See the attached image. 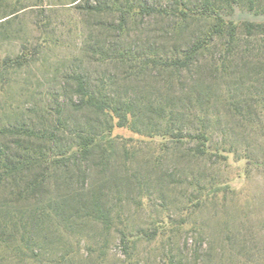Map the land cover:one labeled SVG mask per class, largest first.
<instances>
[{
    "label": "trees",
    "instance_id": "1",
    "mask_svg": "<svg viewBox=\"0 0 264 264\" xmlns=\"http://www.w3.org/2000/svg\"><path fill=\"white\" fill-rule=\"evenodd\" d=\"M234 5L264 15V0L85 1L100 31L86 49L108 67L104 77L72 74L69 94L35 120L0 103V253L54 264L64 237L109 229L151 175L172 176L161 154L192 163L231 153L211 147L222 115L237 126L264 122V22L224 20L220 9ZM115 127L159 138L154 163L139 164L140 149Z\"/></svg>",
    "mask_w": 264,
    "mask_h": 264
},
{
    "label": "rangeland",
    "instance_id": "2",
    "mask_svg": "<svg viewBox=\"0 0 264 264\" xmlns=\"http://www.w3.org/2000/svg\"><path fill=\"white\" fill-rule=\"evenodd\" d=\"M85 1L0 0L3 110L38 119L46 109L54 112L56 101L69 94L64 87L72 74L104 77L108 67L86 49L100 39V31L93 28L96 16L85 9ZM87 1L92 5L96 0ZM193 13L203 15L201 7ZM220 16L237 24L264 22L263 14L236 5L222 7ZM99 18L111 19L104 13ZM142 22L145 26L146 18ZM112 135L133 139L141 165L158 157L159 138L149 142L116 127ZM212 136V148L232 152L192 163L171 152L161 154L162 170L172 176L157 183L151 175L140 200L121 211L109 229L91 225L81 238L64 237L60 249L49 255L52 263L264 264V122L237 126L222 115ZM123 234L130 242L122 244ZM12 256L0 253L3 264H26Z\"/></svg>",
    "mask_w": 264,
    "mask_h": 264
}]
</instances>
